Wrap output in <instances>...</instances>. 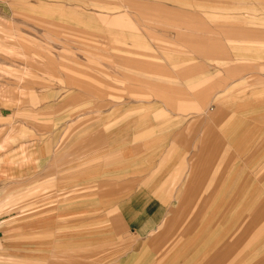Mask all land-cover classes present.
Wrapping results in <instances>:
<instances>
[{"label": "rangeland", "instance_id": "1", "mask_svg": "<svg viewBox=\"0 0 264 264\" xmlns=\"http://www.w3.org/2000/svg\"><path fill=\"white\" fill-rule=\"evenodd\" d=\"M206 128L231 159L190 216L237 213L264 264V0H0V264L132 248L111 214L161 180L176 205Z\"/></svg>", "mask_w": 264, "mask_h": 264}, {"label": "crops", "instance_id": "2", "mask_svg": "<svg viewBox=\"0 0 264 264\" xmlns=\"http://www.w3.org/2000/svg\"><path fill=\"white\" fill-rule=\"evenodd\" d=\"M180 140L181 145H186L184 139ZM197 145L199 150L196 160L187 169L189 177L183 178V175L178 174L179 169L173 170L176 172L173 177L186 178V182H181L176 205L170 202L173 192L167 188L165 181L157 182L155 189H152L155 198L150 199L146 195L150 192L140 189L139 200L121 202L109 220V226L113 229L135 227L136 234L131 239L133 247L88 249L81 255L92 259L91 263L87 260V264H237L238 243L232 238L237 234V213L234 212L229 218H217L215 221L190 216L191 210L200 212L211 209V197L221 196L223 191L216 186L210 189L206 180L212 171V176L219 177L217 179L227 177L219 166L231 159L228 154H220L223 143L212 135L209 128H206L204 137L199 139ZM246 187L248 200L245 209H248L253 203L250 199L253 190L249 186ZM201 190L204 191L203 194ZM227 193L230 194L229 201L226 202L229 205L222 208L237 211V187H228ZM245 220L247 225L248 218ZM213 226L217 228L211 229ZM224 238L226 239L223 240Z\"/></svg>", "mask_w": 264, "mask_h": 264}]
</instances>
